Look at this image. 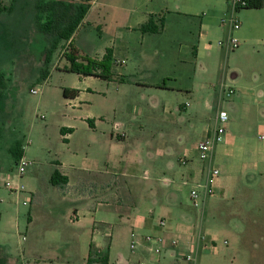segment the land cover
I'll return each mask as SVG.
<instances>
[{
    "label": "rangeland",
    "instance_id": "1",
    "mask_svg": "<svg viewBox=\"0 0 264 264\" xmlns=\"http://www.w3.org/2000/svg\"><path fill=\"white\" fill-rule=\"evenodd\" d=\"M37 1L2 0L13 8L0 13V72L4 74L5 83V88H0L3 95L0 99V264H83L93 219L88 216L79 222L70 221L77 203L63 198L51 183L57 161L107 170L111 176L115 173L117 186L129 184L137 196H146V202L159 197L157 188L162 182L168 183L165 178L158 180V176L170 178L168 185L173 188L172 182L181 179L175 178L172 170L166 168V159L156 154L157 144L165 140L172 145L184 132L188 137L186 144L190 146L204 126L216 127L215 109L204 104L208 93L218 97L221 94L220 103L212 101L216 110L222 106L229 113L228 129L233 132L238 127L236 122L243 128L247 123L255 126L261 120L263 100L259 99V91L264 86L260 62L264 61V48L256 42L259 34L254 27L251 37L256 39L252 48H257L260 54L257 49L246 52L242 47L246 42L244 32L250 25L247 20L263 23L264 11L257 13L256 8L236 11L241 28L234 34L241 38L242 45L227 50L218 43L226 39L230 31L222 22L230 13V4L226 0L223 8H212L207 16L211 46H203L196 59L188 44L199 34V15H171L169 26L163 31L147 33L143 38L140 32L125 37L130 33L127 24L134 15L141 9L153 8L155 1L146 6L142 0H98L96 23L86 24L73 46L78 47L79 38L88 34L100 52L111 38L116 39L117 32L123 31L120 36L122 34L130 45L129 73L146 76L150 81L165 76L167 84L176 88L192 86L195 82L196 101L186 89L171 93L166 97L168 107L164 112V101L155 109L144 105L152 102L150 94L144 91L134 93L118 81L95 76L84 79L83 75L64 70L69 64L64 57L69 48L65 42L54 51L48 64L50 75L43 79L45 52L50 43L39 27ZM199 8L205 10L206 6ZM95 50L81 52L94 54ZM196 63L200 69L194 78ZM235 78L238 81H233ZM83 81L90 90L83 93L77 105L70 104L63 88L80 90L77 85ZM241 85L251 89L244 101L238 99ZM35 87L40 89L39 93L32 92ZM230 87L235 93L227 97L225 92ZM233 99L240 102L238 119L229 107ZM247 101L255 105L249 119L242 114ZM188 102H196V107L187 106L190 112L186 114L180 105ZM134 106H142V109L134 110ZM89 120L97 122L96 125L92 127ZM62 127L73 128L68 141L64 140ZM120 134L125 136L118 138ZM256 141H259L257 135ZM16 142L22 146L26 160L31 162L21 176L18 162L10 151ZM130 155L137 159L135 177L124 174ZM196 155L199 159L198 150ZM179 156L173 159L177 161ZM66 171L72 175L75 170L67 167ZM255 172L230 190L223 187L218 190L216 183L215 193L201 191L200 204L205 196L210 199L206 213L191 199L192 189L200 186L189 181L183 186L181 201L190 213L194 229L201 226L217 236L214 248L202 252L198 264H264V164ZM6 181L22 185L23 190L11 192L5 186ZM33 195L37 201H32ZM51 198L59 203L58 207L51 206ZM81 232L83 235L79 236ZM129 240L127 234L117 240L116 255L129 250Z\"/></svg>",
    "mask_w": 264,
    "mask_h": 264
},
{
    "label": "crops",
    "instance_id": "2",
    "mask_svg": "<svg viewBox=\"0 0 264 264\" xmlns=\"http://www.w3.org/2000/svg\"><path fill=\"white\" fill-rule=\"evenodd\" d=\"M153 1H155V6H153V8H148L146 10L141 9L140 12L134 15L133 20L127 24L130 33H126L125 37H128V35L131 37L134 32H140V36L143 38L147 33H143L139 28L149 20L151 15L155 17L156 22H159L161 18L164 20L163 30H165L169 26L171 15L181 16L195 14L199 15L201 26L197 38L195 37L191 44H188L193 51L194 57L197 59L200 56L203 46H211L208 43L210 30L208 29L207 16L210 11H212V8L213 10L220 7L223 8L226 0H142L143 4L146 6H148L149 2ZM97 4L98 0L91 1L88 12L76 29L72 39L68 41L67 44L71 42V44L74 45L76 38L79 36V33L83 31L86 24L96 23L94 19L98 13L96 12ZM200 5L202 7L206 6V8H204L205 10H200ZM255 10H257V13L262 12V10L264 11V6L262 8H256ZM247 21L250 25L246 30L249 29V31L248 33L246 30L244 32L246 42L242 50L252 52L253 49L254 52V50L257 49L252 48V42L256 39V37H251L253 27L255 28V33L259 34V37L256 39L257 44L264 48V22L251 21L249 19ZM116 22H118V20H116ZM120 33L123 34V31L117 32L115 36L116 39L112 40L111 38L108 44L105 45V48H102L100 52L95 40H91L88 34L79 38L80 44L78 47H75L79 50L81 55H90L99 58L104 56L107 48H112L113 70L116 74L114 81H118L120 84L127 86V89L131 90V92L135 93L139 90L150 94L149 98H151L152 102L144 104L149 108H158L161 106V102L164 101L163 110L166 112L168 107L166 97L171 96V93L174 94L184 89L190 91V94L196 101L197 91L195 89V82L192 83V86H180L176 88L167 84L166 79H164L165 76L162 79L150 81L146 76H134L132 73H129L127 71V63L129 61L128 57H130V45L129 42L127 43V40L124 41ZM85 49H91L92 51H94V49L97 50H95L94 54L91 52H89L90 54L81 52ZM257 53L260 54L258 49ZM260 66L263 70L261 74V77H263L261 84L264 86V61L260 62ZM199 69L200 65L196 63L193 71L194 78L198 76ZM85 77L88 76H84V79ZM119 77H124V80H120ZM235 80H237V78L233 81ZM83 83L84 81L77 85V87H80V94L76 98H67L71 100L70 104L77 105L83 93L90 90L89 86ZM241 86L242 87L238 88V99H245L247 96H250L251 89L245 88L243 85ZM190 87H192V89ZM206 97L207 99L204 104L210 109H215L216 121L217 113L220 109H223V107L219 106L216 110L212 100L215 99V103L217 101L220 103L221 94L218 97L214 93L213 95L208 93ZM238 99L231 100L229 104V107L234 112L233 114L236 115V119H238V110H240V102ZM259 99L263 100V108L260 105V109H262L261 120H258L255 126L247 123L243 128L242 124L236 122L238 126L236 132H233L231 128L228 129L224 141L216 146L213 157L209 162H202L198 159L197 155L195 156V152L197 151V144L203 140L209 132L213 131L215 126H204L198 133L197 139L194 140L190 146L186 144L188 142V137L184 132L179 135L178 139L175 140L172 145H169L165 140L160 141L155 150L156 154L166 159V168L172 170V174L175 175V178L181 180L176 183L173 181L174 187L171 188L168 185L170 178L163 177L162 175L158 176V180L160 178L162 180L165 178L168 183L162 182L160 184V187L157 188L159 197L153 198V202H146L147 198L146 196L143 197L142 194L137 196V193L129 184L127 187L117 186L115 173L111 176V173L107 170H96L83 166L75 167L73 163L67 165L66 160L57 161L56 164L58 167L55 169H59L63 175L68 176L69 180L62 186H54L63 198H70L72 203H77V206L73 209V213L70 215V221L73 223L76 221L79 222L82 217L87 218L88 216L93 219L88 252L83 264H88L91 245H93L96 257H100L103 254L108 255V264H194V262L186 260L183 253H194L198 262L202 252L214 248V244L217 240L216 234L213 235L208 229H204L201 226H199L197 230L194 229L195 227L191 223L192 218L190 213L181 201L180 192L188 181L193 183V185H199L201 191L205 192L203 185L207 181L208 170L211 165L217 166L221 171L220 179L217 180V185L215 186L218 190L222 189V187L224 190H230L238 181L245 179L249 174H256L255 171L260 168L262 163L264 164V87L259 91ZM251 103H253V101ZM251 103L247 101L245 105L243 104L242 108L244 113L242 114L245 119H249L253 112L251 110H254L253 106L255 105L252 106ZM190 105H192L194 109L196 107V102L193 104L188 102L185 106L181 104L180 109L185 110L186 114H188L190 112L188 111ZM199 105L202 104L199 103ZM140 109H142V106H140V108L134 106V110L138 111ZM96 123H94V125H96ZM256 129V135L259 139L258 143H256V135L254 134ZM72 134L73 128L71 132L68 131L65 135H62L64 140L68 141ZM124 136V134H120L118 138ZM178 156L179 158L177 161L173 159V157ZM21 158L26 159L24 154ZM136 165L137 159L135 155H130L125 163L127 170L124 174L127 176H137V173L134 172ZM67 167L75 170L72 175L66 171ZM164 173L165 171L162 169V174L164 175ZM149 177L150 174L147 175V179ZM8 182L12 188L5 186L11 192L23 190L22 185H12L10 181ZM163 184L167 187H164ZM13 187H17V190H14ZM19 187H21V189H19ZM205 194L208 193L205 192ZM34 200L37 201V197L33 195L32 201ZM209 201L210 199L205 196L201 202L202 205L198 201V206L196 207L202 206L203 212L206 213ZM50 203L53 208L59 206V203L53 198L50 199ZM161 221L165 222L164 226L161 225ZM126 234L130 237L129 250L124 252L120 251L118 255H116L114 252L115 244L119 238ZM82 235L83 232L79 234V236ZM173 240L179 243L177 247L172 245ZM158 247L161 248V254L155 253V249ZM172 248H175L177 256H173L170 253ZM93 264L101 263L98 261Z\"/></svg>",
    "mask_w": 264,
    "mask_h": 264
},
{
    "label": "trees",
    "instance_id": "3",
    "mask_svg": "<svg viewBox=\"0 0 264 264\" xmlns=\"http://www.w3.org/2000/svg\"><path fill=\"white\" fill-rule=\"evenodd\" d=\"M92 0H38L35 4L40 30L47 36L50 46L45 52V68L42 70V78L47 79L50 75L48 64L52 61L54 51L59 48L62 43H68L81 24L86 13L91 6ZM264 0H246L245 6H239L237 10L243 8H262ZM12 5H5L0 0V13L12 10ZM164 28V20L161 18L156 22L155 17L151 15L149 20L140 26L143 33H157ZM68 59L69 64L63 67L64 70L75 72L83 76H95L103 80H114L116 74L113 70V50L107 48L102 58L90 55H81L79 50L74 47L71 42L64 56ZM4 74L0 72V88H5L3 80ZM118 78V77H117ZM124 80V77H119ZM80 93L78 88L64 87L63 94L66 98H76ZM3 98L0 93V99ZM89 124L93 127L94 123L89 120ZM72 128L62 127L61 133L65 135ZM11 154L15 161L18 162L23 156V148L19 143H15L10 148ZM68 176L63 175L59 169H55L51 176V183L56 186H62L68 182ZM93 245L90 248L88 264L100 262L108 264V255L103 254L100 257L95 256Z\"/></svg>",
    "mask_w": 264,
    "mask_h": 264
},
{
    "label": "built area",
    "instance_id": "4",
    "mask_svg": "<svg viewBox=\"0 0 264 264\" xmlns=\"http://www.w3.org/2000/svg\"><path fill=\"white\" fill-rule=\"evenodd\" d=\"M227 1L230 4V13L226 14L225 17L222 18V22L223 24L228 25V27H230V31L226 39L220 40L218 44L222 48H226L227 50H233V49L238 48L241 45V38L234 34V31L241 28V21L238 19L236 15V11L239 6L246 5V0H227ZM39 91L40 89L36 87L32 89L33 93H39ZM234 93H235V90L232 87H230L229 90L225 92V95L227 97H230ZM228 121H229V113L225 109H220L216 116L217 126L214 128L213 131L209 132L207 136L197 144V150L199 152V159L202 162L211 161L216 146L219 143L224 141L228 133ZM29 164H31V162L27 161L24 158H21L18 161L19 175H22L24 173L26 166ZM220 175H221L220 168H218L215 165H211L209 167L207 181L203 185L204 191L206 193L213 194L215 192L214 186L216 185L217 180L220 178ZM5 185L12 188L8 181L5 182ZM200 188L199 189L194 188L191 191V199L193 200V203L195 206H198V198H199L200 191H201ZM13 189L17 190V187H13ZM19 189H21V187H19ZM23 203L26 204V201H24ZM161 225L164 226L165 222L161 221ZM178 244L179 243L176 240L172 241V245H174V247H177ZM155 253L161 254V248L159 247L156 248ZM170 253L173 256H177V252L175 248H172L170 250ZM183 255L185 256L186 260L192 261L194 262V264H198L194 253L192 252L183 253Z\"/></svg>",
    "mask_w": 264,
    "mask_h": 264
}]
</instances>
